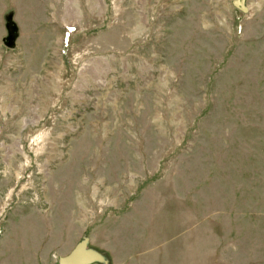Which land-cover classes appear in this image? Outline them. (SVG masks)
Here are the masks:
<instances>
[{"label": "rangeland", "instance_id": "1", "mask_svg": "<svg viewBox=\"0 0 264 264\" xmlns=\"http://www.w3.org/2000/svg\"><path fill=\"white\" fill-rule=\"evenodd\" d=\"M235 1L0 0V264H264V0Z\"/></svg>", "mask_w": 264, "mask_h": 264}, {"label": "water", "instance_id": "2", "mask_svg": "<svg viewBox=\"0 0 264 264\" xmlns=\"http://www.w3.org/2000/svg\"><path fill=\"white\" fill-rule=\"evenodd\" d=\"M244 0H236L234 5L236 8L241 11L246 12L247 8L245 7ZM8 37L5 39V46L8 49H14L16 47L17 39H18V30L16 26L9 20L7 25ZM98 256L87 250V241H83L79 245L75 247L70 254L65 257L59 259V264H92L96 262Z\"/></svg>", "mask_w": 264, "mask_h": 264}, {"label": "crops", "instance_id": "3", "mask_svg": "<svg viewBox=\"0 0 264 264\" xmlns=\"http://www.w3.org/2000/svg\"><path fill=\"white\" fill-rule=\"evenodd\" d=\"M95 7H96V6H94V5H92V6H88V8H89L88 11H89L90 13L93 12V11H96V8H95ZM68 11L71 12L70 9H67V8H66V10H65V8H64V10H63L64 13H69ZM81 11H82V10H81ZM85 11H86V10H85ZM67 17H68V16H66V17L64 16V17H63L65 21L68 20V19H66Z\"/></svg>", "mask_w": 264, "mask_h": 264}]
</instances>
